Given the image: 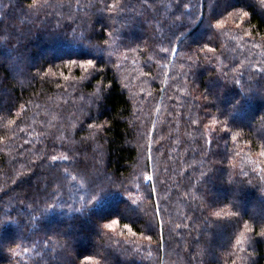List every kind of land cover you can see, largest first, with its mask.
Returning a JSON list of instances; mask_svg holds the SVG:
<instances>
[{
  "label": "trees",
  "instance_id": "1",
  "mask_svg": "<svg viewBox=\"0 0 264 264\" xmlns=\"http://www.w3.org/2000/svg\"><path fill=\"white\" fill-rule=\"evenodd\" d=\"M261 37L262 0H0V264H264Z\"/></svg>",
  "mask_w": 264,
  "mask_h": 264
},
{
  "label": "snow or ice",
  "instance_id": "2",
  "mask_svg": "<svg viewBox=\"0 0 264 264\" xmlns=\"http://www.w3.org/2000/svg\"><path fill=\"white\" fill-rule=\"evenodd\" d=\"M262 2H264V0H262ZM117 7H118V5L113 4V5L110 6V10H116ZM185 7L186 8L187 7H190V5H187L186 4ZM237 14L239 16V20H240L241 23H243L245 21V19L247 17H249V13L247 11H244L243 9H240L238 11V13H235V12H229L228 13L229 17H232V16L237 15ZM224 23H225L224 20H217L216 23H215V27L216 28H221V27H223ZM237 27H239V25H237ZM245 35L247 37L251 38L253 36V32L247 31V32H245ZM260 39H261V41H264V37H261ZM105 43H107V42L105 41ZM253 47L254 48H257V49H260V48L264 47V44H262V43H254ZM200 50L201 51H207V52H215L216 51L214 48L210 47L208 44L204 45L203 48H201ZM161 51L162 52H168L169 49H161ZM261 55L264 56V52H262ZM74 63H76V61H69L68 66H71ZM94 64H95L94 61L87 60L85 62H82L80 64V67H82L84 69H88V68L93 67ZM254 71L259 72V73H264V61H261L260 62V66L258 68H255ZM48 74L55 75V73H52V70L50 68L48 69ZM236 83H239V81L237 80ZM10 123H15V121H10ZM216 123H219V122L216 121V120H213V124H216ZM224 130L225 131H228L227 127H225ZM238 136H239V133H233L232 136H231V138H232V140L235 141V140H237ZM209 142H211V141H209ZM258 155L264 156V146L261 147V150L259 151ZM62 158L65 159V160H67L68 159V156H64ZM51 159L53 161H55V160L58 159V157L54 155V156L51 157ZM259 170L262 173H264V168H261ZM145 179L148 180V181H151L153 179V177L151 175H149V176H146ZM261 180H264V175H261ZM211 214L213 216H215V217L235 216V215H237V213L230 212V211H227V210L214 211ZM118 223L119 222L116 219H113V220H111L110 223L104 224L103 227L106 228V229H110V230L115 231L116 225ZM123 228L126 229V230H128V232H130L133 236L136 235V233L132 230V226L131 225L125 223L123 225ZM252 231H253L252 225L249 224L248 222H245L244 230H243V232L240 233L239 237L237 238L236 245H238V246L239 245H242L244 243V241L246 240V233H249V232H252ZM120 235H124V233L121 232ZM257 235L264 237V228H261L259 230V232L257 233ZM146 239L148 241H151L152 240V237L151 236H148V237H146ZM7 251L9 253H12L13 255H17L16 250L14 248H8ZM149 255H151V253H149ZM85 260L88 261V262H90V264H100V262L97 261V260H94V258L92 256H89V257L85 258ZM233 264H235V262H233Z\"/></svg>",
  "mask_w": 264,
  "mask_h": 264
},
{
  "label": "rangeland",
  "instance_id": "3",
  "mask_svg": "<svg viewBox=\"0 0 264 264\" xmlns=\"http://www.w3.org/2000/svg\"><path fill=\"white\" fill-rule=\"evenodd\" d=\"M203 35H204L203 33L200 34V37L203 36ZM43 57H44V54H43ZM259 157H260V156H259ZM257 210H260V211L264 210V205L261 204V203H259V205H258V207H257Z\"/></svg>",
  "mask_w": 264,
  "mask_h": 264
}]
</instances>
